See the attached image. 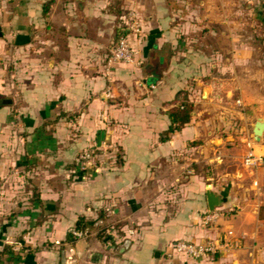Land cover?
<instances>
[{"label":"crops","instance_id":"0c3cea01","mask_svg":"<svg viewBox=\"0 0 264 264\" xmlns=\"http://www.w3.org/2000/svg\"><path fill=\"white\" fill-rule=\"evenodd\" d=\"M218 1L0 0V264H264V165H242L264 148L251 132L264 79L240 84L264 57L224 31ZM127 8L134 61L105 76ZM183 99L191 120L161 139ZM83 150L93 163L79 170ZM207 190L221 198L211 211ZM98 215L119 224L117 253L94 233L65 240ZM207 239L218 250L196 263L162 256Z\"/></svg>","mask_w":264,"mask_h":264},{"label":"built area","instance_id":"2783aa9c","mask_svg":"<svg viewBox=\"0 0 264 264\" xmlns=\"http://www.w3.org/2000/svg\"><path fill=\"white\" fill-rule=\"evenodd\" d=\"M122 27L123 32L108 48L103 63V73L105 76L110 72L114 63H132L134 61L135 50L132 45V39L141 35V26L139 16L133 8H127L123 14ZM109 94V88H106L105 95ZM91 157V153L83 151L78 154V161H87ZM242 165L246 168L264 165V148L260 153H256L248 149L242 158ZM215 214L207 215L204 223L209 222ZM88 231L86 229H73L71 235L75 239L86 237ZM218 250L217 243L211 239L202 242H191L185 240H174L164 250L165 258H169L172 254L182 255L185 259L192 263L212 256Z\"/></svg>","mask_w":264,"mask_h":264},{"label":"rangeland","instance_id":"374dc122","mask_svg":"<svg viewBox=\"0 0 264 264\" xmlns=\"http://www.w3.org/2000/svg\"><path fill=\"white\" fill-rule=\"evenodd\" d=\"M214 7L215 3L210 2ZM217 6H219V9L223 10L224 14V31H226L229 34V37H231V26L233 25L234 29L239 28L237 33H239V40L241 41H249L251 44H255L258 48H256L253 51V57H256L258 59H263L264 57V26L262 23V20L260 17L255 16L257 13L255 11L264 10V0H219ZM238 26V27H237ZM230 27V28H229ZM249 34V37H248ZM236 35L234 34V38ZM230 39V38H229ZM259 67V69H258ZM242 73V77L244 79L241 80V85L244 84V87L248 86L250 88L251 92V79L247 80L246 78L248 75L256 74V78L252 80L256 83H260L263 81V68L258 64L255 66V68L251 72V67L249 72L243 71V69L240 70ZM247 74V75H245ZM258 74V75H257ZM246 79V80H245ZM243 87V85H242ZM240 105V103H239ZM237 120V119H236ZM94 154H91V157ZM91 157L87 161H78L76 160L77 166L79 170H83L85 168H90L92 166L93 161L91 160ZM119 224L113 223L111 221H103L101 225H95L96 227L94 229H86L88 231V234L84 238H88L89 236L95 234L97 238L107 240L110 243L114 244V252L117 253V248L119 246H123L124 244H127V242L121 241V236L119 233L121 231L118 227ZM72 227L67 230V232H71ZM66 232V233H67ZM113 234V236H112ZM80 238V239H84ZM114 238V239H112ZM66 240V239H65ZM47 243L50 247V242H44L43 244ZM59 245V244H56ZM34 248H39V246H35ZM60 250V249H59ZM167 260V258H166ZM165 261V260H164ZM168 262V261H167Z\"/></svg>","mask_w":264,"mask_h":264},{"label":"trees","instance_id":"16d2710c","mask_svg":"<svg viewBox=\"0 0 264 264\" xmlns=\"http://www.w3.org/2000/svg\"><path fill=\"white\" fill-rule=\"evenodd\" d=\"M192 110H193V104L191 101H188L187 99L180 100L174 107H172L167 113L168 118H169V125L167 126V129L165 130L164 136H161V139H164L168 133H171L174 130H177L180 126L188 123L191 120ZM83 151H88V150H83ZM100 217L101 215H98L96 219L92 220V219H87L84 216H78L71 230L73 229H89V230L94 229L96 227L94 223ZM101 224H98V225H101ZM65 239L66 241H69V242H73L75 240V238L72 237L71 232L66 233ZM172 241L168 242L166 244V247ZM164 250L162 254L163 257H165Z\"/></svg>","mask_w":264,"mask_h":264},{"label":"water","instance_id":"95a60500","mask_svg":"<svg viewBox=\"0 0 264 264\" xmlns=\"http://www.w3.org/2000/svg\"><path fill=\"white\" fill-rule=\"evenodd\" d=\"M0 35H1V32H0ZM263 129H264V120L262 118H257L253 122L252 127H251L252 139L254 141H258L260 139ZM205 198H206L207 208L209 211L213 210V208L218 206V204L221 201V198L219 197L218 194L213 193L209 190L205 192Z\"/></svg>","mask_w":264,"mask_h":264}]
</instances>
